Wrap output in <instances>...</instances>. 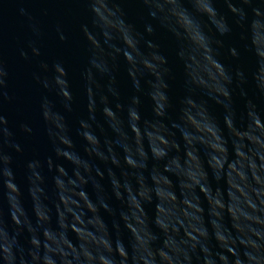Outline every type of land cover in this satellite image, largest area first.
<instances>
[{
    "label": "water",
    "instance_id": "water-1",
    "mask_svg": "<svg viewBox=\"0 0 264 264\" xmlns=\"http://www.w3.org/2000/svg\"><path fill=\"white\" fill-rule=\"evenodd\" d=\"M184 2L188 10H178L175 0H154L162 14L178 17L161 28L139 0H91L90 16L83 0H0V65L6 73L0 108L24 146L14 161L0 160V206L7 218L3 194L20 188L23 214L33 225L36 218L45 224L37 246L41 244L42 257H49L46 264H96L93 255L110 254L114 245L124 264H130L129 256L132 264H176L187 242H194L197 233L203 237L205 230L211 251L208 257L199 256L197 264H231L229 256L236 255L248 256L243 264H264V17L257 13L237 22L229 16L232 31L220 36L211 17L199 15L200 26L214 36L209 46L189 16V11H206L207 0ZM117 3L122 13L115 12ZM216 4L227 11L224 0ZM86 22L89 30L82 37L80 26ZM149 22L152 32L145 30ZM61 33L67 37L64 42ZM232 48L238 56L231 54ZM86 57L93 63L82 75ZM109 68L117 75L118 99L106 100ZM237 71L244 73L242 84ZM34 74L47 79L48 89H42ZM65 79L74 97L71 112L59 94ZM87 84L96 93L94 121L89 120ZM226 85L232 89L230 98L223 93ZM42 94L50 103L39 117ZM109 100L120 105L114 116L100 111ZM157 105L164 106V115H156ZM226 115L231 116L227 127ZM81 119L103 129V143L89 135ZM177 120L187 129L182 138ZM20 122L33 124L35 133L21 134ZM108 137L137 158L159 157L154 167L133 166L129 171L134 175L117 167L126 196L116 202L122 216L98 210L100 188L92 180V154L85 147L87 139L93 148L111 151ZM54 143L67 149L56 188ZM74 153L82 159L76 160ZM27 161L35 162L31 169ZM157 235L165 239L163 247ZM100 264L111 261L102 258Z\"/></svg>",
    "mask_w": 264,
    "mask_h": 264
},
{
    "label": "clouds",
    "instance_id": "clouds-1",
    "mask_svg": "<svg viewBox=\"0 0 264 264\" xmlns=\"http://www.w3.org/2000/svg\"><path fill=\"white\" fill-rule=\"evenodd\" d=\"M83 2L88 6L87 13L88 16L91 15L92 4L91 0H83ZM143 5V8L146 12V15L154 20L157 25L161 28H167L169 24L178 19V17L171 14L165 15L158 10V5L154 3V0H139ZM176 8L178 10H188L189 6L184 2V0H175ZM224 6L226 12H221L217 8L216 0H207L205 4V9L203 13L197 15H192L189 11L190 23L196 25L200 29V33L204 41L211 46L214 41V36L212 33L208 32L199 24V15L210 16L213 22L218 26L217 34L220 36L227 35L232 31V26L229 23V16H231L237 22H245L249 19L256 16L257 13L261 14V17H264V0H224ZM115 12L122 13V8L119 3L115 5ZM120 19L123 21L124 25L131 27L127 19L121 15ZM89 30V23L86 22L80 26L81 36L83 37ZM145 30L148 32L154 31L153 23L149 22L145 25ZM67 37L61 33L60 40L61 42L66 41ZM230 52L233 56H238L239 52L236 48L230 49ZM34 56H39V50L36 48L32 49ZM22 56L26 57L25 53H21ZM177 55H180L178 49ZM166 62V61H165ZM58 66L65 71L62 63L57 61ZM93 60L91 57H86L85 64L83 67L82 75H87L91 70ZM236 77L240 80L241 84L244 81V73L242 71L236 72ZM5 76L6 73L3 70V66L0 65V99H2L6 94L3 89L5 88ZM109 83L106 86V100L108 96H111L115 99H118L120 96V90L116 86L117 75L112 71L111 68L107 72ZM34 79L43 90L48 89L49 83L44 76L40 74H34ZM228 84L232 83V77H226ZM64 87L59 90L60 96L63 98L64 107L68 112L72 111L74 97L72 89L70 87L68 80L62 81ZM135 87V85H133ZM261 92L264 93V86H261ZM223 93L225 98H230L232 95V89L227 85L223 87ZM243 88H241V95H245ZM85 95L87 98V103L92 115L89 117V120H95V107H96V93L91 84H87L85 87ZM190 98L186 97L185 102H188ZM134 103H138V98H133ZM50 103L49 97L46 94H42L38 102V115L39 117L43 116L45 110L47 109ZM120 107L119 104H114L110 100L106 102L103 107L100 109L101 113L105 116L116 114L117 108ZM159 111L156 112V115L162 116L165 114L166 109L164 106L157 105ZM130 112H135L139 118V112L132 106H129ZM155 111V109H154ZM231 119V116H225V127H227V121ZM80 125L88 124L90 129L89 135L96 140L98 144L103 143L102 135L103 129L96 130L93 125L88 121L81 119L79 121ZM177 124L176 131L183 137V133L187 131L184 126L179 122L175 121ZM18 131L21 134L31 136L35 133V127L30 122H20L18 125ZM111 143L114 145L111 151L105 147L102 150L93 148L90 143H85V147L88 152L92 154V159L90 162L94 175L92 180L100 188V192L97 194L96 205L98 210H104L112 213L116 216H122L123 210L116 207V202L118 200L126 199V196L123 192L124 181L117 175V167L123 168L124 171L129 172L130 175H134L133 172L129 171L133 166L141 168H150L154 167L159 160V157L153 153L151 156L145 154L143 158H137V155L131 151L125 150V145L121 144L118 139L114 137H108ZM118 150V151H117ZM24 146L21 141L16 139V133L13 131L12 127L9 125V121L6 115H4L2 108H0V160H7L12 162L16 157L23 153ZM67 149L61 143H54L52 145V153L54 158V168L52 183L54 188L58 186V182L63 179L60 175L58 169L63 167L61 162L63 153ZM76 157V160L82 159L79 153L73 154ZM75 162V161H73ZM34 161H27L26 167L31 169L33 167ZM211 186V178L206 177ZM106 181V183H105ZM119 184V187H117ZM21 190L19 187H16L15 192H5L3 194V200H6L8 203V214L5 218V214L2 206H0V236H3L4 239H0V264H33V258L36 259V264H46V260L49 257H42L39 253L41 250V244L38 247L37 241L43 237L45 231V224L41 222L39 218H36L37 223L33 225L29 218L22 212V203L20 200ZM60 193L56 190V197L59 198ZM223 215V213H221ZM9 223L12 225L9 228ZM215 223V222H213ZM118 226V224H117ZM220 227L227 230L224 227V224H220ZM212 238L215 240L218 233L213 230ZM156 240L162 245L165 243V239L160 240V237L157 235ZM209 240V231L205 230L203 237L199 233L196 234L194 242H187V247L184 249V254L176 258V264H197V258L199 256L208 257L210 249L208 246ZM122 247L127 248V245H121ZM237 247V243L233 245ZM240 248H244L240 245ZM117 246H113V251L109 254L99 253L94 254L93 257L96 261V264H100L102 258H105L111 261V264H124V261L121 259L118 251L116 250ZM232 257L231 264H243L245 260H248L246 255H236L229 256ZM55 259V257H51ZM130 264H132V256H129ZM142 264V262H140ZM205 264V262H204Z\"/></svg>",
    "mask_w": 264,
    "mask_h": 264
}]
</instances>
